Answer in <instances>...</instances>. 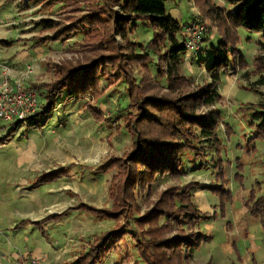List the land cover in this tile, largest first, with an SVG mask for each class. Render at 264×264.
Returning a JSON list of instances; mask_svg holds the SVG:
<instances>
[{
  "label": "trees",
  "instance_id": "16d2710c",
  "mask_svg": "<svg viewBox=\"0 0 264 264\" xmlns=\"http://www.w3.org/2000/svg\"><path fill=\"white\" fill-rule=\"evenodd\" d=\"M51 1V6L63 5L70 12L84 14H74L68 18V24L40 20L42 31L53 34L39 39L32 48L46 46L49 42L65 43L74 34H81V47L90 51L92 58L87 62L80 59L59 64L48 62L53 79L30 87L39 92L43 103L33 115L12 123L0 141L4 144L10 141L22 125L42 131L60 101L66 104L88 99L85 104L88 113L98 121H105L93 108V102L105 96L101 88L105 81L108 86L126 85L128 104L111 120L117 132L124 128L131 144L120 156L112 155L94 167L99 172H113L107 192L110 205L97 207L79 202L35 224L60 219L79 208L89 209L101 219L114 222L108 230L91 236L73 264H102L126 235L133 238L138 253L133 264H193L196 250L206 239L201 223L209 220V213L196 205L193 190L210 191L219 197L222 216L227 206L225 202L231 200V191L225 188L228 182L223 176L224 161L220 158L219 127L223 126L228 137L232 129L223 122L217 88L221 75H234L239 71L259 77V84H264V0H224L230 7L228 10L213 0H190L198 18L206 20L219 35L217 46L210 48L209 58L199 61L209 79L196 86L182 73L186 48L178 34L182 23L169 12L168 4L174 0ZM140 25H147L152 31L146 44L133 39ZM243 31L260 37L256 44L259 54L253 56L250 72V64L239 46ZM204 46L205 41L200 53ZM164 80L166 85L162 84ZM249 109L251 134L244 139V145L237 146L251 154L256 150L257 141L264 142V100ZM208 155L216 158L221 184L198 180L170 184L159 191L145 209L140 207L139 197L144 191H151L158 177L179 178L186 156L193 164L196 159L206 162ZM204 164L201 161L199 167ZM70 165L37 175L32 188L61 178ZM239 168H243L241 163ZM235 175V180L242 185L243 176L238 172ZM261 188V183L256 181L244 204L264 229V190ZM125 256L129 258L130 254ZM205 264H212L211 259Z\"/></svg>",
  "mask_w": 264,
  "mask_h": 264
},
{
  "label": "rangeland",
  "instance_id": "374dc122",
  "mask_svg": "<svg viewBox=\"0 0 264 264\" xmlns=\"http://www.w3.org/2000/svg\"><path fill=\"white\" fill-rule=\"evenodd\" d=\"M213 1L222 9H230L224 0ZM49 2L53 1L0 0V42H4L0 43V63H5L9 69L10 82L21 80L26 88L53 79V73L46 65L48 62L59 64L63 61L75 62L76 59L87 62L92 58V53L81 47V34H74L65 43L49 42L46 46L32 48L39 39L53 34L52 31H42L38 23L40 20L52 19L68 24V18H72L74 14H84L70 12L63 5L51 6ZM168 5L171 16L182 24L198 17V12L190 0H174ZM200 20L207 26L205 49L182 65V73L192 80L194 86L209 79L199 61L209 58L210 48L216 47L219 41V35L212 26L206 20ZM151 34L152 31L147 25H140L133 39L146 44ZM241 39L239 46L243 57L250 64V72L252 58L259 54L260 49L256 44L260 37L241 32ZM152 73H155L154 68ZM259 79L254 75H245L244 71L234 75H221L217 88L221 95L219 109L223 122L231 127L232 134L228 137L223 126L219 127L222 147L220 158L224 161L223 176L228 182L225 188L231 191V200L225 202L227 206L225 215L222 216L219 197L210 191L193 190L195 203L201 210H204V206L200 202L206 197V193L211 194L218 203L206 206L207 210H211L209 220L213 219L215 223L213 225L209 220L201 223L200 229L206 239L195 252L192 261L195 264H205L212 256V264H235L233 250L224 248L226 237L219 222L226 216L229 206L230 214L233 216L234 213V216L239 218L238 221L234 219L235 225H241L239 214H235V211L247 212L244 200L252 185L259 181L262 191L264 190V142L257 141L256 150L251 154L237 146L239 143L244 145V139L251 134L249 108L264 100V84H259ZM162 84L166 85V81H162ZM101 88L105 96L99 101H94L93 108L103 115L105 121H98L88 113L85 109L88 99L66 104L60 101L42 133L36 128L27 130L26 126L22 125L10 141L5 144L0 141V232L6 230L9 235L20 241L19 247L15 246L16 257L23 258V255H27L39 258L43 261L42 264H66L68 258L75 260L94 233L108 230L114 225V222L101 219L89 209L79 208L69 211L60 219L43 223L41 228H37L38 233L34 232L33 228L25 231L21 226L14 228L15 221L20 222L22 217H29L31 210L37 212L38 217H42L63 211L79 202L101 207L110 205L107 192L113 172H99L94 167L104 163L112 155L120 156L130 147L129 135L124 128L117 132L115 122L111 120L113 115L126 108L128 94L124 83L108 86L103 81ZM254 90H257V93ZM39 102L43 103L41 96ZM12 125L0 120V137L5 135ZM188 158L189 156L184 158V171L179 178L158 177L151 191H144L139 197L142 209L150 205L159 195V191L170 184L194 180L205 184L211 181L222 183L221 176H217L220 167L216 165V158L212 159L211 155H208L206 162L204 159H196L193 164H190ZM201 161L206 165L199 167ZM67 163H72V167L69 166L64 176L54 182L37 186L34 191L27 190V187L35 183L32 179L35 175L64 167ZM239 163L242 164V170L238 169ZM237 172L243 176L242 185L235 180ZM243 193L246 195L243 196ZM248 217L257 220V224L255 221L248 222L249 229L256 233L262 231L259 219L249 213ZM11 241L13 245V240ZM35 250L41 254H36ZM126 254H130V257L126 258ZM0 255L6 257L2 251ZM137 259L134 240L126 235L122 244L115 252L110 253L102 264H133Z\"/></svg>",
  "mask_w": 264,
  "mask_h": 264
},
{
  "label": "crops",
  "instance_id": "0c3cea01",
  "mask_svg": "<svg viewBox=\"0 0 264 264\" xmlns=\"http://www.w3.org/2000/svg\"><path fill=\"white\" fill-rule=\"evenodd\" d=\"M2 42H0V43H2ZM34 128H27L26 127L27 130H29V129L33 130ZM44 129L42 131L38 130V129L37 130L42 133L44 131ZM67 164L72 165V163H67ZM36 176L37 175H35V177ZM35 177L32 179H35ZM36 188L37 187L32 188V186H30V187H27V190L34 191ZM242 195L244 196V195H246V193H243ZM200 203L202 206H204V210H202V211L205 213H211L210 209L207 210V207H206L207 205L208 206H211V205L214 206V205L218 204L217 200H215V198L209 193H206V197ZM19 205H20V203H19ZM90 205H93V204H90ZM73 206H75V205L68 206V207H73ZM97 207H101V206H97ZM243 209H245V208H243ZM64 211L65 210L60 211V212H52L51 214L62 213ZM236 213L239 214V217L241 220V225H239V226L235 225L234 219H236V221H238L239 218H236V216H234V213H233V216H232V214H230L229 206L227 207L226 216L224 218H221L222 220L219 222V223H221L223 233H225V237H226V239H224V248H226L228 251L233 250L235 264H264V229L262 228V226L260 224L262 231H259L258 233L252 232L249 229V226L247 224L250 221L251 222L255 221V223L257 224V220L253 219V218L252 219L249 218L246 210H244V212L242 210L241 211L236 210L235 214ZM51 214H46V215H43L42 217H38L37 212H35L34 210H31L29 217H22L20 222L15 221L14 228L17 229L21 226V228H23L24 231L27 230L28 228H33L35 230L34 232L38 233L37 228H41L43 224L42 225H36L35 223L38 221H41L43 218H45ZM48 222H50V221H48ZM231 222H232V224H231ZM209 223L214 225L215 222L212 219V220H209ZM44 224H46V223H44ZM5 232H6V230L4 232H0V251H2V253L6 256L4 258V257H2V255H0V264H5V263L6 264H17L18 262H21L23 260V258L25 257V255H23V258L19 257V256L16 257V254L14 252L15 248H16L15 246H18L20 244V241L18 239L13 238V236L9 235V233H7V232L5 233ZM11 240H13V245H11V242H12ZM35 253L39 254V255L41 254V252L36 251V250H35ZM7 256H9V257H7ZM76 257H75V259H76ZM210 259L212 262L213 256H212V258L210 257ZM74 261L75 260H70V258H68V261L66 264H73ZM42 263H43V261L41 262V264ZM192 263L195 264L194 262H192Z\"/></svg>",
  "mask_w": 264,
  "mask_h": 264
},
{
  "label": "built area",
  "instance_id": "2783aa9c",
  "mask_svg": "<svg viewBox=\"0 0 264 264\" xmlns=\"http://www.w3.org/2000/svg\"><path fill=\"white\" fill-rule=\"evenodd\" d=\"M206 29V23L198 17L189 25H181L178 34L186 48L185 62L202 51ZM10 78L6 64L0 63V120L14 123L38 111L40 95L37 90L26 88L21 80L10 82ZM18 264H41V261L39 258L25 255Z\"/></svg>",
  "mask_w": 264,
  "mask_h": 264
}]
</instances>
